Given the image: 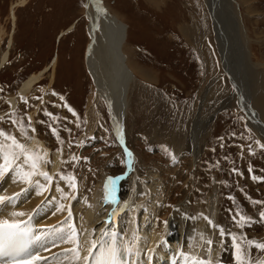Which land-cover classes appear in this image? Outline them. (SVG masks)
I'll use <instances>...</instances> for the list:
<instances>
[{
	"label": "rangeland",
	"instance_id": "1",
	"mask_svg": "<svg viewBox=\"0 0 264 264\" xmlns=\"http://www.w3.org/2000/svg\"><path fill=\"white\" fill-rule=\"evenodd\" d=\"M103 1L127 29L124 51L134 76L127 94L124 135L126 143L137 149L142 166L159 175L160 235L176 219L178 227L187 231L203 227L206 231L209 220L216 219L214 242L223 243V252H227L222 261L238 264L232 240L235 234L245 238L237 241L244 264H264V250L246 243H264V221L260 217L264 203H254L264 201V179L252 178H264V137L251 115L243 110L245 98L241 89L234 92V80H230V71L225 69L228 63L219 47L225 34L235 44L237 27L234 25V29L231 22L230 27L228 23L222 27L223 20L215 11L222 12L224 6L215 5L216 0ZM83 2L85 6V0H0V60L9 52L8 62L0 68V130L15 136L30 150L36 146L34 152L44 157L40 164H48L47 168L63 151V163L54 182L62 187L68 183L60 179L61 175L75 176L80 190L74 198L81 202L77 214L90 200L96 181L103 179L102 171L123 173L127 161L108 129L105 107L118 137L112 112L94 91L86 66L90 36L88 20L82 17ZM231 2L239 17L242 41L240 45L236 43L238 47L228 42L230 48L227 43L225 49L228 46L235 71H242L245 97L264 125V0ZM223 14L225 19L232 17ZM133 45L138 47L136 52ZM140 70L146 75H139ZM32 75L39 77L34 88L15 97V92L20 94L21 84ZM259 98L261 109L255 102ZM8 100L11 107L17 105L15 111L7 106ZM215 106L216 110H224L213 120ZM238 111L245 114L251 129ZM197 119L204 128L200 134L195 133ZM53 128L59 139L53 135ZM189 140L193 145L186 149ZM0 142H5L3 137ZM73 156L78 159L72 160ZM15 163L22 164V160ZM136 169L132 174L143 178L140 168ZM49 172L52 176L57 173ZM32 180L19 192L27 195V188L35 181L47 184L38 176ZM56 188L52 183L42 194L33 192L28 205L24 202L25 215L19 217L36 211L41 223L53 213L68 214L66 198ZM78 188L70 195L76 194ZM61 189L66 193L65 188ZM61 204L64 210L57 211ZM241 215L250 221L241 224Z\"/></svg>",
	"mask_w": 264,
	"mask_h": 264
},
{
	"label": "bare ground",
	"instance_id": "2",
	"mask_svg": "<svg viewBox=\"0 0 264 264\" xmlns=\"http://www.w3.org/2000/svg\"><path fill=\"white\" fill-rule=\"evenodd\" d=\"M231 1L232 0H216V3H214L217 6H224L222 12L218 9H216L217 12L215 11V14L217 13L223 20L222 27L228 24L230 27V22L233 24V27L234 25L237 27L235 31L237 38L235 44L233 43L234 41H232V37L230 41H228L229 36L225 34L223 40L220 38L222 43L219 44V47L222 56L228 63V67L225 66V69L231 72H228V75L230 76V80H234L233 83L235 84L236 93L241 89L243 98H245L242 100L243 110L248 113L249 116L251 115L252 121L256 115V122L254 121L253 124L257 128L259 134H261L260 136L263 135L264 137V125L260 124L258 120L259 116L245 97L247 89L244 88V81L240 78L242 71L240 72L238 66L237 69L240 75L235 71L236 68L232 67V63L234 62L230 59V55L227 54L229 45L232 44L234 47V45L237 46L236 43L240 45L242 41L238 26L240 24L239 17L234 13ZM102 7L106 10L105 14L99 12L101 11L99 9ZM223 13L227 14L228 17L232 14V17L230 16L231 19H225L226 17ZM84 14L88 20L87 29L90 36L86 52V66L94 82L93 89L102 96L104 102H106L112 112L120 144L122 143L124 148L126 147L123 150L128 161V169L130 166L132 170L140 168L144 177L141 179L138 177L136 178V188H131L125 199L121 198L119 195L121 191L125 189V186H123V184L119 185V194L116 195L113 193L114 200L112 196H108L107 200L105 198L106 192L104 184L108 177L106 179H100L95 184L91 195L88 196L90 200L82 204L83 210L81 214L76 213L78 206L81 204L80 200H78V198L70 199L67 197L64 205L67 206L68 211L69 209L71 211L70 219H68L69 213L65 215L53 213L44 217L40 223L37 218L39 214L36 211H32L30 215L22 218L11 216L13 212L26 211V205H28L29 199L33 196V192L38 193L39 191L36 184H33L27 188V191H29L27 195L19 192L24 186H27L28 183L22 182L17 176L15 167H12L7 172L0 175V196L14 197L12 202H6L0 205V219L25 221L32 229L31 235L40 237L38 241L34 240L33 242L35 243L33 246L34 252L41 254L44 258V262L48 264H94L95 257L100 251V246L91 260L89 258L86 262L83 259V257L89 255L88 250L92 247V241L100 242L107 238L111 239L113 233L123 234L127 240L128 247L133 249L134 252L130 255L131 262L134 261L132 264H193V261L186 260L187 256L188 258L194 256L196 260L204 261L205 264H223L221 260L226 256L227 252H223V243H218V241L214 242L216 226H213V223L216 219L211 220L212 224L208 225L209 229L207 228L208 230L206 231H203L204 227L197 231L195 229L187 231L182 227L179 228L176 219L173 220L170 225L168 224L169 227H167L168 229L163 235L159 234L157 212L160 207L162 195L161 189L159 188L161 184H159V179L157 178L158 174L156 175L154 171L143 167L139 156L127 149L128 147L125 145L126 143H124V128V140H122V136L119 134L121 126H118L119 123L115 117L118 113L120 119L124 122L127 94L134 76L133 71L127 63L128 55L125 54L124 51L127 41L126 26L119 22L118 18L111 13L104 1L99 4L97 0H85ZM219 24L222 23L220 22ZM229 27H227L226 30H229ZM113 36L115 45H113L112 42ZM227 43L228 46L225 49ZM8 55V51L3 54L0 60V68L6 62ZM139 73V75H146L144 70H140ZM235 75L237 77L234 79ZM37 77L35 75L28 77L21 84L19 93L26 94L29 92L39 80V77ZM260 101V98L255 101L259 109L262 108L260 106H263ZM13 102L15 103V101ZM261 111L264 117V111ZM196 124L197 127L196 130H194L195 133L198 134L203 124L199 119H197ZM192 145V142L189 140L186 149H190ZM128 153H131V156H129ZM21 160L23 163V158H21ZM2 161L4 163L3 158L0 157V162ZM62 161L63 153L60 152L54 156L51 167L49 166L51 170L47 168L48 164L45 165L43 162H41L39 170L48 172L49 174V171L52 173L57 172ZM25 167L27 169V166ZM124 175H126V173H124ZM133 176H136V173L133 172L132 177ZM38 177L41 181L44 180L42 176ZM128 182L132 184L134 180L132 179ZM117 185L118 183L116 182V186ZM64 188L66 193L69 194L71 188H67L66 186ZM17 193H19V196H15ZM42 196L43 195H41V197ZM24 202L26 205H24ZM209 218L210 217H208V219ZM70 226H74L76 229V240H69L68 233ZM209 240L212 241L211 244L208 243ZM73 249L79 252L80 259H76V251H73ZM177 259L181 260V263H177Z\"/></svg>",
	"mask_w": 264,
	"mask_h": 264
},
{
	"label": "snow or ice",
	"instance_id": "3",
	"mask_svg": "<svg viewBox=\"0 0 264 264\" xmlns=\"http://www.w3.org/2000/svg\"><path fill=\"white\" fill-rule=\"evenodd\" d=\"M67 106V105H65ZM69 111H73L71 108H69ZM75 114V113H74ZM47 115L52 116L51 113H47ZM31 118H29L30 120ZM13 123H17L16 121H13ZM21 130L23 131V125L21 124ZM34 131V129H33ZM53 135L57 136V139H59V134L55 128L52 129ZM122 136V132L119 133ZM26 135V133H25ZM0 137L4 138L5 142H0V157L3 158L4 163L0 164V175L7 172L10 168L15 165V171L17 173L18 178L25 183L32 184L33 176H42L44 180L47 182V184H41L39 181H35L36 187L39 189L38 194H42L44 191L48 190L49 187L53 183V176L49 174L48 172L40 171L39 170V164L40 161L44 158L39 153L33 152L32 150L28 149L26 145L20 143L15 136L9 135L5 133L3 130H0ZM10 143H7L9 142ZM261 147H264V145H261ZM129 156H131V153H128ZM46 156V153L44 154ZM23 158L22 164H16L15 162L17 160H20ZM72 160L78 159L77 157L73 156L71 157ZM173 161H175V158L173 157ZM47 162V161H45ZM27 166V169L26 167ZM251 171V169H249ZM234 171H236L234 169ZM254 180L264 179L261 177H252ZM60 179L65 180L68 183L69 188H71L73 191L76 190L77 184L75 182V176L68 175L64 176L61 175ZM114 179L108 178L107 183L105 184V192H106V200L108 196H112V199L114 200V195L112 194V190L110 186H114ZM57 191L61 192L62 195L67 198L68 193H65L63 189H61L58 185L56 188ZM15 196H19V193L15 194ZM74 198V197H73ZM14 197H6V196H0V205L5 204L6 202L10 203ZM254 203H264V201H255ZM65 206L61 204L57 211L64 210ZM55 214V213H54ZM25 213L23 212H13L11 213L12 217H19L24 216ZM261 220L264 221V211L260 212ZM71 218V211L69 209V217ZM250 221L249 217L240 216V222L248 223ZM209 224H212V221L209 220ZM32 229L31 227L22 220H8V219H0V258H10L14 264H18L17 258L27 255L28 249L30 245L35 241H38L40 237H36L31 235ZM224 234V230L221 229V235ZM69 240H76L77 238V232L74 226H70L69 230ZM244 237H237L235 234H232V240H233V246L237 249V262L238 264H244V260L240 256V246L237 243L238 240H244ZM209 244L212 243V241H208ZM246 243L250 246L254 245L256 248L264 250V243H258L253 240H246ZM98 242L92 241V247L89 248L88 252L89 255L83 257V259L87 262L89 260V257L92 256V249L96 248ZM77 247H78V241H77ZM73 251H76V259H80L79 252L76 249H73ZM133 252V249L131 247H125L123 250V253L121 252L120 247L116 244V237L115 233L112 234V240L111 242H107L103 244L100 247V251L98 255L95 257L94 264H125V261L123 259V254H129L131 255ZM30 259H41L40 257H30ZM193 264H205L204 261L196 260L193 258Z\"/></svg>",
	"mask_w": 264,
	"mask_h": 264
}]
</instances>
